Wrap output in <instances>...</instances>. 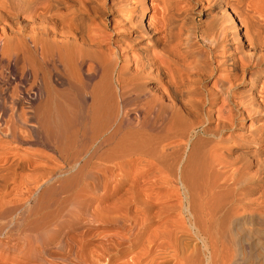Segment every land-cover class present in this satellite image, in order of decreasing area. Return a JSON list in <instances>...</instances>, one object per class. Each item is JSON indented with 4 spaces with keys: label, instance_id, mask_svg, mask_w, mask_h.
<instances>
[{
    "label": "bare ground",
    "instance_id": "bare-ground-1",
    "mask_svg": "<svg viewBox=\"0 0 264 264\" xmlns=\"http://www.w3.org/2000/svg\"><path fill=\"white\" fill-rule=\"evenodd\" d=\"M180 3L112 0V38L94 0H0L6 263L240 264L226 244L264 224V0Z\"/></svg>",
    "mask_w": 264,
    "mask_h": 264
},
{
    "label": "rangeland",
    "instance_id": "rangeland-1",
    "mask_svg": "<svg viewBox=\"0 0 264 264\" xmlns=\"http://www.w3.org/2000/svg\"><path fill=\"white\" fill-rule=\"evenodd\" d=\"M96 3H97V5H98V11H97V15H95V17H94V19H93V22H92V27L93 26H95V25H99V26H102V25H104L105 23H108V29H103L102 27H101V29H102V32H103V30L104 31H106V32H104V33H102V34H105L106 33V35L108 34V35H110L112 38H116V36H115V32H117V30H121L122 31V27H121V23H120V26H119V23L117 24V26H115V30L114 31H112V29H110L111 28V22H112V20H116V18H117V14L111 9V5H110V2L112 1V0H94ZM115 1V0H114ZM179 1H181V3H180V6H182L183 5V2H184V0H179ZM110 7V8H109ZM152 12V11H151ZM207 13V14H206ZM208 15H209V13H208V11H204V13H201V14H198V13H195L194 15H193V17L190 19V20H192V21H190L188 18H185V19H183L182 21H180V23L183 25L182 27L184 28V29H186L187 27H189L188 25H189V23H191V25L193 24H195V26L196 27H198V28H200V27H202V25H204V24H206V23H209L210 21H208V22H206L205 20H210L209 18L210 17H208ZM148 16V15H147ZM146 16V18H145V21H147V19H148V17ZM207 18V19H206ZM203 19V20H202ZM205 19V20H204ZM204 22V23H201V22ZM100 24H102V25H100ZM200 24V25H199ZM202 24V25H201ZM186 25H187V27H186ZM190 25V26H191ZM112 31V32H111ZM26 149H25V148ZM28 150L27 149V146H23V150ZM21 151V152H25V150L24 151ZM45 150V149H44ZM45 151H48V149H46ZM49 152V151H48ZM37 196L40 198V196H39V194H37ZM35 198H33L32 200H31V205L33 206L34 205V203L32 202V201H34L35 202V204H36V202H38L37 200H36V198L38 199V197H36V196H34ZM30 205V206H31ZM35 206V205H34ZM22 212H20L19 214H21ZM19 214H17L16 216L17 217H19L20 215ZM22 215V214H21ZM21 217V216H20ZM9 221V218L8 219H6V220H4V221H6V222H8ZM1 223L3 224V223H5V222H2L1 221ZM261 225V226H260ZM227 226V225H226ZM225 226V227H226ZM229 226V225H228ZM228 226L226 227V230H228ZM246 226V225H245ZM231 227H229V231L231 232V233H233L234 231H232L231 229H230ZM247 228V231L245 230ZM249 228V229H248ZM251 229V230H250ZM244 231L246 232V233H249V235H250V237H251V241L249 240V242L247 243V244H240L241 245V247L242 248H240V247H238L237 245H233V244H235V243H231L232 245L230 246L228 243V245L226 244V246H229V247H227V248H232V251H234V253H236V252H238L239 253V255H238V253H236V254H234L233 252V254L234 255H232V256H238L237 258L239 259V262H240V264H264V224L262 225V224H259V226L258 225H254V226H249V225H247L245 228H244ZM250 231V232H249ZM263 231V232H262ZM262 232V233H261ZM98 237L96 236L95 238H94V240H92V243L91 244H94L95 243V241H98L99 240V238L97 239ZM250 245V246H249ZM256 245V246H255ZM237 246V247H236ZM240 248V249H239ZM246 249V250H245ZM236 251V252H235ZM243 251V252H242ZM241 252V253H240ZM232 253H230V255L232 254ZM242 254V255H241ZM9 259H12V257H9ZM19 261H20V264H34V262L33 261H31V260H29V259H27V258H25V257H18L17 258ZM4 263H6V261H5V259L4 258H0V264H4ZM6 264H10V263H6Z\"/></svg>",
    "mask_w": 264,
    "mask_h": 264
}]
</instances>
